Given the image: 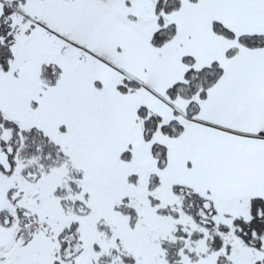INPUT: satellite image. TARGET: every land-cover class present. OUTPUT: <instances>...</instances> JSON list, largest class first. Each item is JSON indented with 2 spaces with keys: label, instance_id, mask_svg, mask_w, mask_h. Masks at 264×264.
Segmentation results:
<instances>
[{
  "label": "snow or ice",
  "instance_id": "1",
  "mask_svg": "<svg viewBox=\"0 0 264 264\" xmlns=\"http://www.w3.org/2000/svg\"><path fill=\"white\" fill-rule=\"evenodd\" d=\"M0 264H264V0H0Z\"/></svg>",
  "mask_w": 264,
  "mask_h": 264
}]
</instances>
